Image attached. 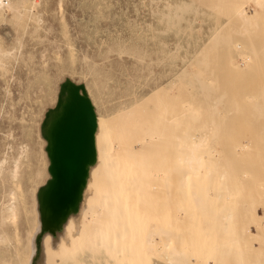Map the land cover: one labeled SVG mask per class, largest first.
I'll return each mask as SVG.
<instances>
[{"label":"bare ground","instance_id":"6f19581e","mask_svg":"<svg viewBox=\"0 0 264 264\" xmlns=\"http://www.w3.org/2000/svg\"><path fill=\"white\" fill-rule=\"evenodd\" d=\"M222 1H215L210 9L216 19L225 16L222 13L227 5ZM248 1L250 6H244V0H235L230 19L227 16L224 24L216 23L186 79L182 77L186 72L180 71L168 84L152 92L163 98L167 86L178 81L174 96L162 109L157 107L155 116V212L146 216L134 204L131 187L127 194L121 186L113 185L114 189L107 190L110 168L106 171L102 167L112 148L105 140L106 133L97 129L101 115L94 113L92 142L71 177L85 176L80 185H75L77 190L69 192L71 206L77 199L78 203L72 207L75 213L64 220L54 247L42 245L33 227L29 230L26 211L28 200L32 197L37 201L38 193L47 194L54 182L45 186L40 178L41 166L29 165L28 187L23 188L19 184L20 156L11 159L9 175L5 174L13 185L0 198V255L12 253V258L0 264H230V259L239 262L229 257L233 252L243 260L237 264H245L244 253L261 250L264 227L258 226L264 225V208L261 213L254 211V203L260 197L256 188L262 185L256 162L264 159V142L259 140L264 130V0ZM22 6L23 3L0 0V14L19 11ZM237 55L241 57L239 62L234 59ZM73 88L94 100L84 82L65 77L59 82L53 105ZM131 106L125 110L129 118L134 112V104ZM47 110L48 107L39 125L44 160L49 158L44 144L50 143L44 123ZM242 113L248 118L238 119ZM231 125L240 129L237 137L246 136L248 129L253 128L248 140L232 143L218 138L220 130ZM190 126L194 129L191 135L187 134L189 130L185 132ZM212 138L217 147L212 146ZM86 157L94 158L100 166L97 170L105 172L102 178L96 177V169L87 167ZM234 176L238 178L236 183L231 180ZM57 177L68 178L60 165ZM108 193L112 203L107 206L104 201ZM96 209L106 218L105 223L100 222ZM150 220L154 222L150 224Z\"/></svg>","mask_w":264,"mask_h":264},{"label":"rangeland","instance_id":"374dc122","mask_svg":"<svg viewBox=\"0 0 264 264\" xmlns=\"http://www.w3.org/2000/svg\"><path fill=\"white\" fill-rule=\"evenodd\" d=\"M12 1L23 3V6L19 11L0 14V198H4V192L13 185L5 174L9 175L11 159L20 156L19 184L25 189L28 187V166H41L42 182H46L45 186L52 182L54 184L47 194L38 193L37 201L32 197L28 200V228L33 227L42 245L51 244L54 247L64 220L75 213L72 207L78 203L77 199L71 206L69 192L77 190L75 185H80L85 176L70 180L65 177L56 179L59 148L45 143L49 158L44 160L39 125L44 111L55 101L59 82L70 77L74 81L84 82L92 98L98 101V110L96 106L93 109L96 115H101L97 129H100V133H106L105 140L112 148L102 167L106 171L110 168L111 179L107 190L121 186L124 194H127L131 187L130 196L136 200L134 204L146 216L153 214L156 194L152 175L157 165L155 116L158 108L165 107V102L174 96L172 93L177 89L178 81L167 86V96L164 94L163 98H157V94L152 92L168 84L180 71L186 72L182 76L184 79L188 77L197 63L198 52L207 46L214 33L216 23L224 24L227 16L230 19L235 0L222 1L227 9L222 13L225 16L217 19L210 10L217 0ZM244 3V6L251 5L248 0H244ZM184 5L188 6L187 10ZM177 15L178 18L175 17ZM234 59L239 62L241 57L237 55ZM97 86L99 92L94 96L93 90ZM132 103L134 112L130 119L125 110ZM245 115L240 114L238 119L245 120L248 118ZM130 121L133 123L130 124ZM106 126L110 128L106 129ZM190 127L185 132L189 130L187 134L191 135L194 129L191 127L190 130ZM252 129H248V133ZM237 130H240L237 126L226 127L219 131L218 138L232 143L247 141L249 134L246 132L248 136L237 137ZM263 136L264 130L259 137L260 142H264ZM210 142L217 147L215 139L212 138ZM169 158L166 156L167 160ZM84 160L88 168L96 169V177H103L105 172L97 170L99 165L94 163V158L86 157ZM256 167L262 185L256 188L260 197L258 195L259 199L257 197L254 203V211L261 213L264 208L263 158L256 162ZM231 180L238 182L236 176ZM113 185L116 186L113 188ZM106 196L105 204L111 205L112 196L109 193ZM96 212L100 222L105 223L106 218L101 216L99 209ZM153 222L150 220L149 223ZM261 245L258 253L251 250L243 254L245 264H264V239ZM11 254L0 255V262L9 261ZM231 255L229 257L241 263L242 258L239 260L234 252ZM229 261L230 264L234 262Z\"/></svg>","mask_w":264,"mask_h":264},{"label":"snow or ice","instance_id":"6c2138e0","mask_svg":"<svg viewBox=\"0 0 264 264\" xmlns=\"http://www.w3.org/2000/svg\"><path fill=\"white\" fill-rule=\"evenodd\" d=\"M98 92L97 86L93 90V95H97ZM97 102L90 99L87 93L80 95L73 88L63 100L50 105L44 116V123L47 125L46 135L49 142L59 148V165L69 180L81 156L92 142L96 127L93 109Z\"/></svg>","mask_w":264,"mask_h":264}]
</instances>
